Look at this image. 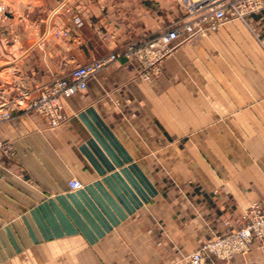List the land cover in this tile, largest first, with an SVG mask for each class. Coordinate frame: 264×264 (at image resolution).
I'll list each match as a JSON object with an SVG mask.
<instances>
[{"label": "crops", "instance_id": "1", "mask_svg": "<svg viewBox=\"0 0 264 264\" xmlns=\"http://www.w3.org/2000/svg\"><path fill=\"white\" fill-rule=\"evenodd\" d=\"M180 18V0H0V264H183L264 202V9L239 19L250 47L190 52L220 25L180 35L150 80L138 56L105 64L62 100L57 125L28 108L54 78ZM181 105L195 126L251 120L252 144H225L239 132L223 128L182 132Z\"/></svg>", "mask_w": 264, "mask_h": 264}, {"label": "built area", "instance_id": "2", "mask_svg": "<svg viewBox=\"0 0 264 264\" xmlns=\"http://www.w3.org/2000/svg\"><path fill=\"white\" fill-rule=\"evenodd\" d=\"M185 6L189 16L183 22L175 24L173 27L160 31L151 39L139 44H127L124 48L115 50L105 56L91 59L80 64L65 75L59 76L44 85L41 94L30 100L28 108L47 115L52 125H57L61 121V104L64 98L82 92L87 87V81L94 76L105 64L121 57L122 55H135L145 63L148 56V49L158 52H150L152 55L169 53L179 38H185L204 34L208 29H215L224 21L231 18L244 19L248 13L257 12L264 9V0H187ZM76 22H79L76 19ZM135 48L133 51L132 49ZM147 66V63H146ZM148 71H145V73ZM146 76V75H145ZM4 109L0 110V120L9 117V107L7 102H3ZM0 148L7 149L6 143L0 138ZM69 188L78 189L83 186L80 179L70 177L67 181ZM245 215L250 218L248 223L235 232L211 242L203 244L198 249L192 251L185 264H209L207 259L209 254L220 258H229L230 249L228 242H232L231 250L246 247L251 240V234L264 235V207L259 202H253L245 210ZM229 251V252H228ZM210 259V258H209ZM213 262V260H212Z\"/></svg>", "mask_w": 264, "mask_h": 264}, {"label": "rangeland", "instance_id": "3", "mask_svg": "<svg viewBox=\"0 0 264 264\" xmlns=\"http://www.w3.org/2000/svg\"><path fill=\"white\" fill-rule=\"evenodd\" d=\"M187 0H180V9H181V18H180V22H183L184 20L187 19V17L189 16L188 10L185 6V2ZM6 2V0H5ZM240 18H231L228 19L226 21H224L222 24H220L218 31L212 32V34L214 35L213 40L211 41V43H205V39L203 38L202 40H197V44L196 47L190 51V52H220L219 50H238L240 48L244 47H250L252 46V41H248L247 38H243V35L240 33V31H238V27L242 25L241 21L239 20ZM236 22V23H235ZM175 24H170V25H166L162 30H166L168 28L173 27ZM159 31V32H160ZM159 32H156L154 34L150 35V39L157 35ZM223 35H221V34ZM201 37H206L208 36L206 33L204 34H199ZM208 38V37H207ZM135 43L139 44V42H134L133 46L135 47ZM181 45V42L179 40H176L174 46L172 48H170L169 53H165V54H161L158 53L156 55H152L150 54V52H158L155 49L152 50V48H149L147 52L148 56L146 57V59L144 58V60L147 63V68L148 72L145 73L142 72V76L143 79L145 80H150L152 79V77L157 76L159 74H161L162 69H163V64L165 63V60L168 58V56L171 55L172 52H175L179 46ZM136 48V47H135ZM135 48H133L132 50L134 51ZM189 52V51H188ZM0 63H3V60H0ZM145 63V62H144ZM145 63V64H146ZM1 65V64H0ZM65 75V74H64ZM146 75V76H145ZM181 109H182V120L180 121V128L182 132L188 133L189 131H192L194 127L197 128H217V129H221L223 128L225 131L227 132H239V136L234 135V133H232L231 135L222 138L225 144H229V145H237V144H244L245 146H249L252 144V137L247 136V133L251 130H253V122L250 121H227V120H222V121H216V122H199L196 121V126H195V122L194 121H190L188 120V107L186 105H181ZM184 118V119H183ZM211 124V125H210ZM231 127V128H230ZM244 133V135H243ZM189 137L188 135L182 138V145L184 143H188ZM203 141H208L210 142L211 138L210 137H203L202 138ZM229 155H234V154H229ZM182 157H186L188 158V154L187 153H182ZM198 158H200L202 160V162H205L206 160V154L201 152L198 153ZM187 161V159H186ZM253 202H259L263 207H264V202L261 199H254L251 200L244 208H243V213H242V222L240 225L236 226V227H232L229 228L227 230L221 231V232H216L213 234V236L203 242H200L197 244V246L191 250L189 252V254H187L185 256L184 262L183 264H185L188 259H189V255L192 251L198 249L199 247H201L203 244L211 242L213 240L216 239H221L233 232H235L236 230L242 228L243 226H245L248 221L250 220L249 217H247L245 215V210L250 206L251 203ZM259 243H264V235L263 236H258L255 234H251V240L249 243H247L246 247H241L239 249H234L231 250V247L233 246L232 242H228L227 246L230 249L229 251V258L227 259H220L217 258L211 254H209V258L207 259V262L209 261V264H235V263H239V264H252V259H253V248L254 245H258ZM213 260V262H212Z\"/></svg>", "mask_w": 264, "mask_h": 264}]
</instances>
